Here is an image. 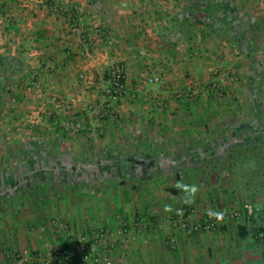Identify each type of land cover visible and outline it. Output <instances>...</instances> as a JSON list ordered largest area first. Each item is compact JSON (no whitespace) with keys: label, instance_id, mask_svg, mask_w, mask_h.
<instances>
[{"label":"crops","instance_id":"crops-1","mask_svg":"<svg viewBox=\"0 0 264 264\" xmlns=\"http://www.w3.org/2000/svg\"><path fill=\"white\" fill-rule=\"evenodd\" d=\"M197 1L0 0V264H10L8 255L13 250L44 253L64 240L72 241L71 235L79 233L80 227L91 231L97 223L86 217L93 211L104 214L111 209L113 218H102L104 226L118 233L117 212L124 216L123 225L144 217L148 231H157L162 229L163 215L183 208L177 180L154 187L147 179L149 167L160 166L163 177L169 174L168 167L174 174L190 170L195 175L224 139L223 130L240 122L233 102L239 96L237 84L228 82L223 103H217L207 85L214 74H225L229 68L242 72L243 67L238 68L242 56L235 49L234 56L227 42L216 36H202L204 26H187ZM244 1L238 0L240 6ZM263 1L256 0V13L264 9L259 7ZM72 15L82 32L75 30ZM184 16L186 20L180 18ZM98 30L108 34L109 42ZM169 30L180 31L177 39ZM116 63L124 67L127 94L115 113L95 117L88 108L104 104L107 70ZM149 76L160 81L142 84ZM33 79L40 80V91L28 87ZM190 86H199L197 98L178 97ZM66 119L81 123L83 130L77 134L92 130L90 141L104 144V150L94 153L96 171H87L89 164L83 159V163L75 161L76 171L55 162L73 151L75 136L64 127ZM144 138L155 141L161 152L151 157L143 147L138 153L129 152ZM38 159L43 160L41 167H36ZM195 179L194 184L199 181ZM112 180L118 184H111ZM84 181L92 182V197L83 193L88 190ZM107 182L110 187L101 196L99 189ZM213 182L214 191L220 182L213 180L210 185ZM231 182L236 187L224 201L218 200L219 211L229 209L232 202L242 206L237 181ZM210 185L200 186L213 200ZM165 205L173 211L165 212ZM259 207L264 210V201ZM55 219L63 226L53 224ZM224 229L230 230L227 222ZM185 233L188 237L193 232ZM241 249L237 243L231 248L238 255ZM145 253L149 261L159 254L161 264H168L164 249ZM133 254L142 251L134 247ZM143 261L140 264H151ZM123 264H128L125 258Z\"/></svg>","mask_w":264,"mask_h":264},{"label":"rangeland","instance_id":"rangeland-1","mask_svg":"<svg viewBox=\"0 0 264 264\" xmlns=\"http://www.w3.org/2000/svg\"><path fill=\"white\" fill-rule=\"evenodd\" d=\"M252 2L253 1L251 0H246L244 1L243 6H240L239 4L244 15L251 16L264 12V9H261L258 10V13H256L257 12L256 10L258 8L256 6L257 5L256 0H254L255 4L253 5ZM262 3L264 4V1ZM259 7L264 8V5L263 6L259 5ZM227 44L232 49L234 56H236L239 53L238 56L239 55L242 56L241 59H243V55L239 52L237 48L232 47L229 44V42H227ZM234 49L238 51L237 54ZM256 59L257 61L259 62L262 61L263 63L262 64L260 63L259 65H256L255 67L251 68L247 63L242 61V64L239 63L238 66V68L239 67L241 68V66L243 67L242 72H239L236 66H234L236 68L234 70L236 73H233L232 70L233 68H229L230 70H226L225 74L222 73V75H227V76L235 75V77H237V80L228 79L225 85H227L228 82H231L232 85H235L233 84V82L237 84L239 96L238 98L236 97L234 99L235 101L233 100V102L236 103L240 111L239 117L237 119H239L241 122L244 123H250L255 118V113L252 108L253 98H252V92L249 88V79L251 75H255L256 73H260L261 83L263 85V92L260 94V99L262 104L261 111L263 112L264 115V50L262 48L257 52ZM117 64L118 63L114 65ZM213 77L215 78L216 75L214 74ZM231 83H229V85H231ZM28 87L30 88V85ZM225 96L222 98L217 97L218 98L217 103L218 102L223 103L222 99L225 98ZM68 120L69 119H66L64 120V122H67ZM86 130L87 129H85V132L83 134L82 132L80 134H75L71 132L72 135L75 136L73 137L74 143L71 144V149L73 151L69 152L67 156L69 159L71 160L73 159V161H76L78 163L82 162V160L80 159H83L84 164L86 163L88 165L92 161L93 162L98 161L97 159L95 160L94 153L99 149L101 150V148L102 150H104L103 147L104 144L101 143L100 145H98L96 142L92 143L90 141L91 138H89V135L91 136L94 132L92 130L90 131L87 130L88 131L87 133ZM99 157H100L99 160H102L101 159L102 154H99ZM27 161L28 160L25 159L24 163L25 162L27 163ZM19 162H23V161H19ZM168 172L169 174L165 175V177H163L164 175L162 173L159 174L154 173L153 175H149L150 177H148L147 179H149L148 181H150V183H152L154 187L155 186L157 187L159 184H164L165 180H167V182H171L170 179L176 180L174 172L173 173L170 171ZM206 177L207 178H205L204 181H206L205 183H208L209 177L208 176ZM239 177L240 179L243 178L241 174L239 175ZM195 178L199 179V182H201L200 179L204 178L202 170L195 171V175L194 173L190 174V176L187 178L186 184H188L189 182L194 184L193 182ZM251 178L253 179V177ZM251 178H248V180H252ZM258 178L261 182V178H262L261 174L258 175ZM173 180L172 182L174 183ZM231 181H236L235 176L226 174L225 177H223V179L219 181L220 183L217 182L218 186L216 187V189H214V191L212 189L215 188V186L213 187L212 185L216 183L213 182V184L211 185L209 184L211 186L210 187L211 190L213 191L212 192L213 200L211 199V194L209 193V191L205 192L203 189H201L200 186L201 183L199 185L196 181L195 185H197L199 188V191L195 196L197 197L196 199L197 201L195 200L194 204L190 206V209L195 210L196 212L193 218L195 219L198 217L202 218V216L205 213H207L209 210L212 209L218 210V208L220 207V201L218 200L224 201L225 197H227V193L229 191H232V188L236 187L235 184H233ZM112 183L114 185L118 184V182H115L113 180L111 184ZM103 185L104 188L101 187V189H99L101 190L100 191L101 193H99L101 196L105 195L104 193H102V190H105L106 186L110 187L108 182ZM238 186L236 189L238 191L240 204L243 205V203H248L254 209L255 207H259L262 201H264V188L263 191L257 197L249 198L239 184ZM80 191L81 190H78V194ZM83 193H85V195H88V197H92L93 194L90 188ZM229 195H231V193ZM233 197L235 198V196H232V199H234ZM228 204L229 203H225V204L223 203V206H226V208H228L229 207ZM231 204H233V206H231L229 209H224V211L222 212L228 214L231 211L238 210L241 208V206L239 207V205L237 204L234 205V202H232ZM94 212L95 211L89 213L90 215L86 217L88 220L92 221L93 223H97L94 226H97L98 224L104 226V222H103L104 219L113 218L111 216V209L108 210V212L106 211V213L104 214H98V213L93 214ZM85 215L86 214H84V216ZM114 216H115L114 220H116L117 222H118V218H117L118 216H120L121 219H124V216L121 212L115 213ZM191 217H189L190 220H192ZM181 218L186 219V217H184L183 215H177L175 210L173 213H167L166 215H163L159 219V223L161 225L160 228L162 229L157 231L153 229L148 231V224L146 223L147 221H145L144 217L134 218L133 220H130L128 223H126V225H123V223L122 225L120 224L121 225L120 228L123 229L122 232L116 233L115 230L111 229V226L109 228L107 227L108 229H111L115 233V237H113L112 239L116 244V249L109 257L108 261L103 264H123L124 258L127 260L128 264L130 263L140 264V261H143L144 259H146L147 263L149 262L151 264H161L160 261L162 260V257L159 254L158 256L151 259V261H149L148 255L145 253L147 250H149L155 254V251L156 250L158 251L159 248L168 251V256H169V258H167L168 264H175L176 261L178 262V264H255L264 261V241L261 243L256 242L255 241L256 237L255 236L251 237V235L246 238H241V239L237 238L236 234L238 232L239 225L242 223L241 220L229 219L227 223L230 225V230L228 231L227 229L226 230L224 229V226H222L220 230H217L215 232L199 231L192 233L194 235L190 234L188 237H186L183 234H186L185 232H188V230L185 231L184 229L181 228V222H180ZM256 220L258 221L256 224L248 223V226L251 228V227H255L256 225L258 227L261 226L262 228H264V221L263 223H261L262 222L261 218L257 216H256ZM136 223H138V226H136L137 225ZM55 224L63 226V224H60L57 220L55 221ZM139 225L140 227H144L145 230L142 234L137 235L135 230L136 227H139ZM84 233L90 234L91 231L89 230L84 231V228L80 227L79 233L74 232L71 235V238L76 239L77 237H79L81 234ZM233 233H235L236 235L235 238H234L235 235ZM62 237H64V233L62 234ZM209 242L211 244L210 247L213 250L212 253H211V249L207 247V245H209L208 244ZM64 243L65 240L63 242H60V244H56V245H62ZM236 243L240 248H242L241 249L242 252L240 253L241 255H238L239 253H235L234 250H231V248H235ZM134 247H136V249H138L140 252L142 251V254L141 255L133 254ZM234 253L235 255H233ZM76 264H88V263L79 262Z\"/></svg>","mask_w":264,"mask_h":264},{"label":"trees","instance_id":"trees-1","mask_svg":"<svg viewBox=\"0 0 264 264\" xmlns=\"http://www.w3.org/2000/svg\"><path fill=\"white\" fill-rule=\"evenodd\" d=\"M195 8V13L187 19V23L185 21L188 27L204 26L206 29L201 31L202 36L210 34L216 36L221 41L229 42L232 47L239 50L243 55V62L247 63L251 68L263 63L262 61H257L256 56L261 48L264 50V12L251 16L244 15L238 0H198ZM180 18L184 19L185 16ZM179 33L180 31L174 32L169 30L168 34L177 39ZM249 88L253 98L254 120L250 123L240 121L237 125L228 126L223 130L222 137L224 139L217 144L218 147L215 148L212 155L202 162L201 170L204 178L201 180V183L206 182L204 181L207 178L206 176L209 177V181L206 184H210L215 179L220 181L226 174L235 176L237 183L248 197L255 198L264 188V115L261 111L262 104L260 99L263 85L260 73L251 75ZM142 147L145 148V154L148 157L161 152L158 150L156 142L147 138H144L142 142L137 143L128 150L129 152L137 151L138 153ZM42 162V159L36 160V167H41ZM55 162L58 164L62 163L67 168V171H76L75 169L78 168L76 167L77 163L68 157L61 160L56 159ZM29 163L31 166L33 160L29 161ZM154 167V169L149 167V175L162 173L163 170L160 166L154 165ZM87 169V171H96L92 167V162L89 163ZM166 171H173V169L168 167ZM190 174H192L190 170L175 171L176 180L182 181L185 184ZM240 174L243 177L241 179L239 177ZM259 174L262 176L261 182L258 178ZM89 178L88 181H92ZM248 178L252 180H248ZM72 180H75L73 174L69 176L70 183ZM91 183L84 181L83 187L89 189L92 185ZM188 184H191V182ZM183 209V215L187 217L190 208L186 204H183ZM240 210L242 211V218L240 219L242 223L238 227L239 238H246L251 235V237H256V242H263L264 228L256 225L251 228L248 226V223L256 224L258 222L256 216L260 217L261 223H263V209L255 207L252 213H248L241 206ZM190 232L194 233V231ZM256 264H264V261Z\"/></svg>","mask_w":264,"mask_h":264},{"label":"built area","instance_id":"built-area-1","mask_svg":"<svg viewBox=\"0 0 264 264\" xmlns=\"http://www.w3.org/2000/svg\"><path fill=\"white\" fill-rule=\"evenodd\" d=\"M63 13L67 12V8L60 6L59 8ZM72 21L74 23L75 30L82 32L81 26L79 25L77 16L72 15ZM100 37L104 38L105 41L109 42V36L105 31L98 30ZM231 80H237L235 75L227 76L218 74L208 83V90H213L217 97H224L226 94L225 83ZM107 84L103 89L105 97L104 104L95 109L90 106L88 112L95 117H104L108 112L115 113L116 106L124 99L127 94V84L125 80L124 67L121 64L113 65L107 70ZM160 79L158 76L146 77L142 84L156 83ZM41 82L39 79H33L30 83V89L35 91L41 90ZM199 86H190L187 90L179 92L178 97H186L189 99H195L199 95ZM64 126L72 133H79L83 130L81 123L74 121H67ZM248 213L253 212V207L248 203L242 205ZM213 211H219L212 209ZM184 212V210H183ZM195 210L190 209L186 219L181 218V228L185 231H207L215 232L220 230L222 226L229 219L240 220L242 218V211L240 209L231 211L228 214L224 213L222 221H217L214 218H210L208 212L205 213L202 218H193ZM184 216V215H183ZM192 220L189 219V217ZM185 217V216H184ZM119 224L122 225L123 219L120 216L117 217ZM189 219V220H188ZM55 224V222H53ZM138 226V223H136ZM142 226V225H141ZM144 227H136V234H142ZM123 229L120 228L122 232ZM115 237V233L106 228L105 226L99 225L91 230V233L81 234L72 241L65 240L62 245H53L49 247L44 253L34 251L30 253H21L17 250H13L9 253L8 257L10 264H76L84 262L88 264H103L108 261L109 257L116 249V244L112 239Z\"/></svg>","mask_w":264,"mask_h":264},{"label":"clouds","instance_id":"clouds-1","mask_svg":"<svg viewBox=\"0 0 264 264\" xmlns=\"http://www.w3.org/2000/svg\"><path fill=\"white\" fill-rule=\"evenodd\" d=\"M176 187L178 190H180L183 193L182 202L186 205H191L195 202V196L199 191V188L195 184H185L182 181H177ZM165 212H171L173 211V208L171 205H165L164 206ZM177 215H183V209H176ZM208 215L210 218H214L217 221H222L224 218V213L222 211H213L209 210Z\"/></svg>","mask_w":264,"mask_h":264}]
</instances>
